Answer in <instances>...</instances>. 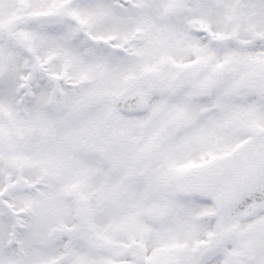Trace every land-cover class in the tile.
Instances as JSON below:
<instances>
[{"label": "snow or ice", "instance_id": "6c2138e0", "mask_svg": "<svg viewBox=\"0 0 264 264\" xmlns=\"http://www.w3.org/2000/svg\"><path fill=\"white\" fill-rule=\"evenodd\" d=\"M0 264H264V0H0Z\"/></svg>", "mask_w": 264, "mask_h": 264}]
</instances>
